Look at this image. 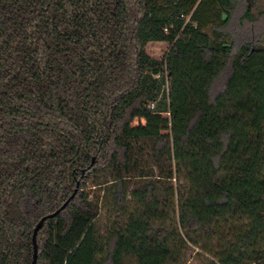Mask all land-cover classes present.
<instances>
[{
    "label": "trees",
    "instance_id": "16d2710c",
    "mask_svg": "<svg viewBox=\"0 0 264 264\" xmlns=\"http://www.w3.org/2000/svg\"><path fill=\"white\" fill-rule=\"evenodd\" d=\"M234 10L0 0V264L32 263L76 184L35 264H176L182 235L218 238L207 264H264V41L228 39Z\"/></svg>",
    "mask_w": 264,
    "mask_h": 264
},
{
    "label": "rangeland",
    "instance_id": "374dc122",
    "mask_svg": "<svg viewBox=\"0 0 264 264\" xmlns=\"http://www.w3.org/2000/svg\"><path fill=\"white\" fill-rule=\"evenodd\" d=\"M251 1V0H250ZM235 10L232 14V19L230 26L223 30V33L227 35L228 39L236 38V34L245 30H253V34H262V40L264 41V0H255L254 6L251 8L250 16L252 20L243 19L244 7L246 5V0H234ZM148 55L156 60L161 59L168 51L166 44L162 43H151L146 47ZM175 185V181L173 182ZM95 195L103 199L102 195L98 190H94ZM128 200V199H127ZM174 211H170L169 215L172 220L168 223L174 230L177 224V212H176V200L173 201ZM101 205V204H100ZM102 209V208H101ZM105 211L101 210L99 217L96 222L99 228L104 231L106 220ZM221 236H226L227 229L225 227H220L219 231ZM217 232V234H218ZM199 237L203 234L198 233ZM185 242L184 250L180 253L176 264H207L208 260H211L213 254L216 253L218 247L217 237H210L209 241H206V237L199 240L198 244L194 245L190 239L182 235ZM191 238L196 236L191 235ZM197 238V237H196ZM195 238V239H196ZM228 238V236H227ZM198 239V238H197ZM200 239V238H199ZM229 239V238H228ZM205 249V250H204Z\"/></svg>",
    "mask_w": 264,
    "mask_h": 264
},
{
    "label": "water",
    "instance_id": "95a60500",
    "mask_svg": "<svg viewBox=\"0 0 264 264\" xmlns=\"http://www.w3.org/2000/svg\"><path fill=\"white\" fill-rule=\"evenodd\" d=\"M78 190V184H76V187L74 189V193L73 195L77 192ZM73 195L71 197H69V199L54 213L50 214V215H46L44 217H42L39 222L37 223V225L35 226L34 230H33V236H32V245H33V260L31 264H35L36 263V259H37V247H36V234L39 231V229L42 227L43 223L50 218L55 217L61 210H63L65 208V206L70 202V200L73 198Z\"/></svg>",
    "mask_w": 264,
    "mask_h": 264
}]
</instances>
